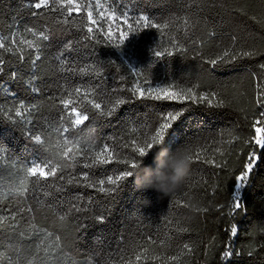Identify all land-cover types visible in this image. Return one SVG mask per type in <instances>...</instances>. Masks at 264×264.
I'll use <instances>...</instances> for the list:
<instances>
[{
    "label": "trees",
    "instance_id": "1",
    "mask_svg": "<svg viewBox=\"0 0 264 264\" xmlns=\"http://www.w3.org/2000/svg\"><path fill=\"white\" fill-rule=\"evenodd\" d=\"M30 2L0 0V37L6 44L13 36L17 40L35 39L26 31L28 27L47 31L51 37L41 42V59L35 64L30 53L18 60L0 49L7 61L6 71L0 75V252L5 254L0 264H9L10 259L17 264H117L121 254L131 255V248L138 245L154 249L152 254L162 259L183 253L178 261L168 264H264V157L242 192L243 209L235 214L230 211L235 177L250 151L245 141L252 134L251 122L258 111L252 74L261 73L259 65L264 63V55L238 57L215 68L206 62L230 46L232 37H240L242 46H255L264 52V0H195L198 9L193 7V0H116L117 7L123 4L134 14L142 11L156 20L169 14L175 19L179 14L196 21L187 36L177 31L140 30L130 34L121 47H117L121 42L102 35L97 37L99 43L85 41V33L53 19L37 20L30 15ZM177 35L181 46L189 49L187 53L176 51L170 44L171 37ZM66 42L73 49L61 58L69 62L62 71L55 57L64 51ZM164 49L173 54L154 56V50ZM89 66L102 76L79 72ZM140 74L154 86L176 90L195 86L199 94L217 93L226 106L210 108L206 103L139 100L133 96L111 119H90L84 136L94 137L98 145L108 142L118 147L124 159L143 160L130 146L133 135L143 139L160 113L185 108V115L164 147L176 149L191 144L204 150L202 160L207 157L223 164L191 165L178 193L186 207L154 189L138 190L135 176L123 182L110 199L92 189L67 185L62 193L49 189L52 195L47 197L37 191L24 205L6 197L8 189L23 175L21 169L42 156L30 137L56 139L59 96L65 87L99 84L113 98L130 97L129 90L142 80ZM18 110L21 116L16 115ZM143 167L155 171V156L147 157ZM143 167L135 170L138 175H143ZM124 168L126 165L113 162L92 170L93 179L115 175ZM185 192L188 195H183ZM190 202L195 203V210ZM73 204L82 211L72 210ZM25 207L37 211L29 213ZM205 208L207 211L196 210ZM97 210L104 211L105 223L92 219ZM60 214L66 217L63 224L58 219ZM31 223L37 224L36 230ZM233 225L238 228L235 237L230 235ZM44 230L65 238L63 253L54 250L56 254L46 259L42 251L36 255L38 247L51 244ZM150 238L160 243L150 244ZM184 244L191 251L184 249ZM229 248L234 254L230 261H224L223 252ZM140 264H161V260L150 257Z\"/></svg>",
    "mask_w": 264,
    "mask_h": 264
},
{
    "label": "snow or ice",
    "instance_id": "2",
    "mask_svg": "<svg viewBox=\"0 0 264 264\" xmlns=\"http://www.w3.org/2000/svg\"><path fill=\"white\" fill-rule=\"evenodd\" d=\"M193 7L199 8L195 0H193ZM29 8L31 9L30 15L37 20L53 19L60 25L82 31L85 33V41L99 43L98 36L102 35L111 39L113 36L118 35L121 43L117 44V47H121L123 42L129 39L130 34H135L140 30L177 31V33L183 32L187 36L196 24V21L191 19L190 16H180L179 14H176L175 19L172 14H169L167 18L162 17L160 20H156L142 11H136L134 14L133 9H129L123 4L117 7L116 0H31ZM253 19H256V17H253ZM26 31L31 33L35 39L17 40L13 36L8 44L0 40V49L15 56L18 60H23L26 52L30 53L33 55L32 62L35 64L41 59L39 54L41 42L49 41L51 37L49 32L35 27H28ZM195 43L196 41L193 40L194 45ZM170 44L176 51L183 53L189 51L187 47L181 46L178 35L171 37ZM63 48L64 51L59 52L55 57L56 60L60 61L62 71L69 62L67 58H61L73 49V45L66 42ZM153 54L156 58H161L164 55H172L173 53L168 49H164L154 50ZM257 55H264V52H260L255 46H242L240 37H232L230 38V46L214 58H209L206 62L215 68L220 63L234 62L238 57L254 58ZM6 64L7 61L0 55V75L5 73ZM259 68L261 73H264V63L260 64ZM68 70L71 71L70 68ZM90 71L95 72L97 76H102V73L94 66L79 69L82 74H89ZM261 73L252 74L256 90L255 103L258 111L251 122L252 134L245 141L250 148L247 162L235 177L236 183L233 186L230 209L233 214L243 209L242 192L246 188L254 168L264 157V75H261ZM9 75L15 77L16 74L9 73ZM140 75H142V80L135 83L134 87L129 90L131 92L130 97L117 95L113 98L99 84H93L90 87L75 85L70 88L65 87L63 93L59 96L61 113L58 115L59 126L55 129L56 139L53 141L40 135L30 137L34 144L38 146L36 151L42 152V156L21 169L23 175L8 189L5 194L6 197H12L16 202L24 205L37 191H43V195L47 197L52 195L49 189L54 190L56 193H62L66 191L64 185H67L70 188L92 189L101 194L102 197L110 199L119 191L123 182L134 176L137 179L138 174L135 170L143 167L147 157L150 155L155 156L157 149L159 151L160 147H164L169 135L185 115L186 109L181 108L160 113L153 122L150 133L142 134L143 139H139L135 135L132 137L130 146L133 153L136 157L143 158V160L137 158L124 159L119 155L118 147L108 142L102 145L95 144L94 137L86 138L84 132L90 119L97 117L111 119L121 106L128 103L133 96L139 100L175 101L182 104L185 102L206 103L210 108L226 106L224 98L217 93L199 94L195 90V86L180 88L179 90L172 86H154L146 75ZM33 91H39V89L34 88ZM53 102L55 103V100ZM20 108L23 109L24 106L21 105ZM16 115L21 116L22 112L18 110ZM135 131V127L131 128L133 134ZM236 139L240 138L236 137ZM182 149L188 153L191 165L203 162L211 163L216 167H223L222 163L217 164L214 159L209 160L205 157L202 160L204 150L200 147L188 144ZM216 151L221 150L216 149ZM221 154L223 153L221 152ZM113 162L126 165V168L121 169L115 175H106L105 177L97 175V178L93 179L94 172L92 170L110 165ZM79 169L87 171L81 172L78 171ZM183 195L186 196L188 193L185 192ZM172 199L174 203L187 206L180 199V194L175 195ZM24 210L29 213L37 211L34 207H25ZM72 210L80 212L82 208L73 204ZM196 210L207 211L206 208ZM15 218V216L12 217L13 220ZM34 219L35 217H33ZM58 219L63 224L66 217L64 214H60ZM92 219L98 224H103L106 222L107 216L104 211L97 210ZM2 222L0 221V223ZM30 227L36 230L37 224L31 223ZM78 227L80 226L78 225ZM44 231L45 235L51 239V244H45L42 248L38 247L36 255L39 256L42 251L45 253L46 259L47 256L56 254L54 250L63 253L66 246L65 238L61 235H54L51 231ZM237 233L238 228L235 225L231 226L230 235L235 237ZM149 243L158 244L160 242L150 238ZM140 248H143V250H139ZM183 248L191 251L187 244H184ZM153 252L154 249L138 245L131 248V255L124 256L121 254L120 261L117 264H140L141 261H146L150 257L151 259H160L161 264H168L169 261H178L180 256L183 255V253H179L162 259L153 255ZM233 254L230 248L224 250V261H230ZM4 255L3 252H0V260L3 259ZM9 264H17V262L15 259H10ZM29 264H33V262L29 261ZM96 264H100V262L97 261Z\"/></svg>",
    "mask_w": 264,
    "mask_h": 264
},
{
    "label": "clouds",
    "instance_id": "3",
    "mask_svg": "<svg viewBox=\"0 0 264 264\" xmlns=\"http://www.w3.org/2000/svg\"><path fill=\"white\" fill-rule=\"evenodd\" d=\"M156 169L143 170L138 175L136 185L138 190L154 189L165 197H174L182 189L191 168L188 153L182 148L168 149L160 147L155 154ZM194 210L195 203L189 204Z\"/></svg>",
    "mask_w": 264,
    "mask_h": 264
},
{
    "label": "rangeland",
    "instance_id": "4",
    "mask_svg": "<svg viewBox=\"0 0 264 264\" xmlns=\"http://www.w3.org/2000/svg\"><path fill=\"white\" fill-rule=\"evenodd\" d=\"M112 39H113L114 41H118V42H120L118 35L113 36ZM0 40H3V41L5 42L4 38H2V37H0Z\"/></svg>",
    "mask_w": 264,
    "mask_h": 264
}]
</instances>
